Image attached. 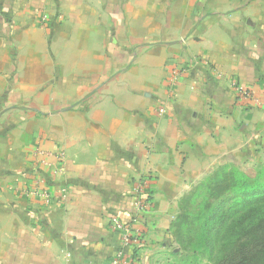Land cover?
<instances>
[{
	"label": "crops",
	"instance_id": "1",
	"mask_svg": "<svg viewBox=\"0 0 264 264\" xmlns=\"http://www.w3.org/2000/svg\"><path fill=\"white\" fill-rule=\"evenodd\" d=\"M256 151L264 0H0V264H112L114 218L161 264L180 197Z\"/></svg>",
	"mask_w": 264,
	"mask_h": 264
},
{
	"label": "trees",
	"instance_id": "2",
	"mask_svg": "<svg viewBox=\"0 0 264 264\" xmlns=\"http://www.w3.org/2000/svg\"><path fill=\"white\" fill-rule=\"evenodd\" d=\"M262 175L231 164L219 166L179 200L173 239L208 264H264ZM140 248L134 245L133 258Z\"/></svg>",
	"mask_w": 264,
	"mask_h": 264
},
{
	"label": "built area",
	"instance_id": "3",
	"mask_svg": "<svg viewBox=\"0 0 264 264\" xmlns=\"http://www.w3.org/2000/svg\"><path fill=\"white\" fill-rule=\"evenodd\" d=\"M43 20H47L48 15H43ZM196 63L198 60H195ZM188 71V67L184 65H177L173 68L172 70V77H173V82H177L179 80V77L182 75V73H185ZM234 87L236 88L237 92L242 95L244 98L251 99L252 98V93L249 87L242 85L241 83L235 82L233 83ZM164 111V108H161V112ZM36 153H39V150L36 151ZM142 177V176H141ZM140 178V176H139ZM143 179V178H140ZM136 188H135V199H134V211L132 214L133 218H138L142 216L152 205V201L149 200V198H152V195L149 191H147L146 188V183L144 180H140L137 182ZM26 191L28 193L32 194H40V195H45L49 196V191L47 190H41L37 187L33 188H27ZM113 225L115 229H118L122 232L121 235V248L118 250L116 256L114 257L112 264H127V259L129 258L128 256L131 255L130 259H135L133 258V248L134 245H142L143 243V238L141 236H138L133 233V229L130 227V223H126L121 221L118 218L113 219ZM132 251V252H131Z\"/></svg>",
	"mask_w": 264,
	"mask_h": 264
},
{
	"label": "rangeland",
	"instance_id": "4",
	"mask_svg": "<svg viewBox=\"0 0 264 264\" xmlns=\"http://www.w3.org/2000/svg\"><path fill=\"white\" fill-rule=\"evenodd\" d=\"M229 164L236 166L239 170L245 173L255 175L258 172H261L263 174L262 176H264V151H262L261 153H259V151L252 152L245 160H241L240 162L235 163L231 162ZM218 167L219 166H215V168L212 169L202 180H206ZM202 180L190 187L189 190H191L195 185L199 184L200 182H203ZM189 190H187L185 193H187ZM171 242L172 245L168 253L169 255H162L161 257H159V261H161V264H164L165 262L169 263L170 261L171 264H208L205 259L193 256L191 251L184 249L181 245L182 242L178 239L174 240L173 236ZM173 250H179L181 253H174Z\"/></svg>",
	"mask_w": 264,
	"mask_h": 264
}]
</instances>
